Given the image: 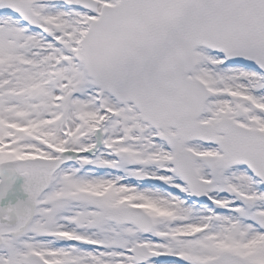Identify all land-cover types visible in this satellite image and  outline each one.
Wrapping results in <instances>:
<instances>
[{"label":"snow or ice","instance_id":"1","mask_svg":"<svg viewBox=\"0 0 264 264\" xmlns=\"http://www.w3.org/2000/svg\"><path fill=\"white\" fill-rule=\"evenodd\" d=\"M0 264H264V0H0Z\"/></svg>","mask_w":264,"mask_h":264}]
</instances>
